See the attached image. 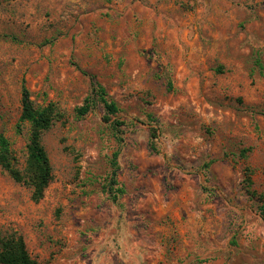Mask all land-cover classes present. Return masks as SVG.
I'll list each match as a JSON object with an SVG mask.
<instances>
[{"label": "rangeland", "instance_id": "1", "mask_svg": "<svg viewBox=\"0 0 264 264\" xmlns=\"http://www.w3.org/2000/svg\"><path fill=\"white\" fill-rule=\"evenodd\" d=\"M22 81L63 114L41 138L39 201L0 168V231L32 259L264 264V0H0V132L19 169ZM94 82L121 145L102 103L75 114Z\"/></svg>", "mask_w": 264, "mask_h": 264}, {"label": "trees", "instance_id": "2", "mask_svg": "<svg viewBox=\"0 0 264 264\" xmlns=\"http://www.w3.org/2000/svg\"><path fill=\"white\" fill-rule=\"evenodd\" d=\"M91 95L84 98L83 103L75 108L77 117L86 115L94 106L95 102L102 103L104 108L103 120L108 122L113 137L118 145L123 143L122 129L126 127L124 121L116 118L119 112L118 105L107 98L104 88L94 82L91 87ZM63 114L53 104L37 106L30 98V92L24 81L20 90V114L16 123V131L19 132L24 122L29 124V135L26 144V153L23 169L15 166V156L11 149L9 139L0 132V168L17 183L27 185L31 190V199L39 201L45 189L52 179V169L49 158L42 144L43 133L50 128L54 120L61 119ZM118 149L110 158L111 175L105 188L106 192L115 200L122 190L118 187L116 172L118 170ZM250 184V180H247ZM0 264H39L32 259L27 251L24 239L16 232L3 233L0 231Z\"/></svg>", "mask_w": 264, "mask_h": 264}]
</instances>
